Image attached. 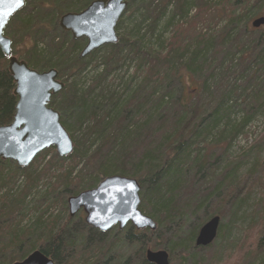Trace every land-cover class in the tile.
<instances>
[{
    "label": "trees",
    "instance_id": "trees-1",
    "mask_svg": "<svg viewBox=\"0 0 264 264\" xmlns=\"http://www.w3.org/2000/svg\"><path fill=\"white\" fill-rule=\"evenodd\" d=\"M91 1L29 0L5 29L13 43L18 38V44L23 45L30 67L38 71L55 68L60 76H71L59 93L64 97L54 102L59 94L54 95L50 106L61 112L75 149L66 157L55 153L54 147L44 150L34 161L47 160L40 174H25L23 184L19 173L28 172L27 168L16 167L21 171L8 174L4 183L0 180V264L22 261L38 249L56 264H154L147 260L148 249L166 250L171 264L177 260L196 264L197 253L215 244L197 247L198 227L183 232L190 221L197 214L204 216L201 225L206 217L221 218L222 210L210 209L213 202L231 203L232 216L242 204L241 200L234 201L239 180L233 172L251 156L242 151L232 157L227 152L230 141L243 131L245 118L228 129L226 124L219 141L207 143V138L218 123L229 118L225 108L232 107L230 100L235 93L253 88L264 103V30L249 26L251 20L264 16V0H158L157 4V0H128L117 25V43L104 45L85 57L77 41L53 39L49 47L39 49L40 35L59 30L64 13L79 12ZM29 2L32 10L27 13ZM138 2L152 17L148 32L171 7L163 29H170V36L164 38V31L160 33L157 47L145 43L146 34L140 29L133 35L135 30L132 33L123 28L126 14L134 13ZM100 51L119 58L124 52L135 55L138 63L133 78L140 74L135 87L133 78L120 93L113 89L93 96L94 87H79V76ZM8 63L0 51V126L13 122L18 102ZM194 81L196 88L192 87ZM214 91L220 93L218 100L211 97ZM203 95L208 96L212 109H205V103L200 102ZM68 120L72 124L68 125ZM227 137L229 145L219 156L228 157V169L215 182V170L209 172L213 168L209 153ZM259 137L264 139V130ZM251 149V155L255 154L256 146ZM82 161L85 164L79 167ZM12 163L0 159V170ZM88 165L94 169L92 173L87 172ZM113 174L139 181L140 208L156 221V230L128 226L100 232L87 227L82 219L79 224L69 217L62 221L49 208L25 220L27 198L38 190L40 177L55 178L44 192L37 191L44 204L65 205L69 196L94 188ZM9 175L16 176L12 186H8ZM207 184H213L209 193ZM262 225L264 219L249 225L254 240L252 249L242 255L241 264H264ZM223 226L220 223L218 235Z\"/></svg>",
    "mask_w": 264,
    "mask_h": 264
},
{
    "label": "water",
    "instance_id": "water-1",
    "mask_svg": "<svg viewBox=\"0 0 264 264\" xmlns=\"http://www.w3.org/2000/svg\"><path fill=\"white\" fill-rule=\"evenodd\" d=\"M26 0H0V51L9 59V71L15 81L18 97L16 113L11 124L0 126V159L11 160L21 168L29 167L44 150L54 147L60 157L73 153L75 142L61 121L60 113L50 106L53 95L65 87L55 68L38 71L13 54V42L5 34L10 20L25 6ZM128 6V0H93L79 12H66L60 27L71 32L74 39L86 38L81 51L85 57L94 50L117 43V25ZM256 29L264 26V16L252 21ZM123 191H119V190ZM141 185L135 178L113 174L103 178L91 189L68 197L70 216L84 210L85 222L100 232L115 226L125 228L129 223L136 229L156 230V221L141 208ZM221 218L211 217L199 229L197 247L210 246L217 238ZM154 264H171L166 250L146 252ZM14 264H56L40 249Z\"/></svg>",
    "mask_w": 264,
    "mask_h": 264
},
{
    "label": "rangeland",
    "instance_id": "rangeland-1",
    "mask_svg": "<svg viewBox=\"0 0 264 264\" xmlns=\"http://www.w3.org/2000/svg\"><path fill=\"white\" fill-rule=\"evenodd\" d=\"M26 1L28 2L29 0ZM157 2L158 0L155 1V4H157ZM218 2H220V0H218ZM31 4L32 3L29 2V6H28L29 10L28 9L26 10L27 13L28 11L32 10ZM136 7L137 8L135 9L134 13L130 15L129 13L126 14V21L123 24V28L126 31L128 30L132 33L133 30H135L134 31L135 33H133V35H137V28L140 29L141 34H146L144 40L145 43L149 46L157 47L158 43L156 39L160 33L164 31L163 32L164 38H168L170 36L171 33V31H169L170 29H165V30L163 29L165 27L167 15L170 16L169 11L171 7L169 11L166 13V16H163L162 20L158 23L155 29L151 30V32H148L147 26L150 23V18L152 17L148 12H145L146 11L145 6L143 4H140V2L136 3ZM219 12H222V10H220ZM252 21L253 20L249 22L250 28H253L251 26ZM14 23L15 22L11 24L12 28ZM58 26H59V30H57V28H54L53 31H50L47 34H42L37 38L38 42L40 43L39 49L49 47V44L52 42L53 39H55L56 42L58 41V39H61V41L63 40L65 43L77 41L79 45L82 44L80 47V51H82L85 44L87 43V39L86 38L74 39L71 32H66L60 27L59 22H58ZM261 28H262L261 30H264L263 27ZM7 36L10 37L11 39H14L8 34ZM17 37L19 36L17 35ZM14 42L15 43H13V49H14L13 54L15 53L14 55L18 59L25 60L27 53L26 51H24L25 49H22L23 45H20V43L18 44V38ZM90 62L91 64H89V67L86 68V71H83L81 76H79L78 82L80 83L82 81L81 82L82 84H79V87L82 89L84 87L87 89L94 87L95 89H93L94 90L93 96L105 94L106 92H108V90H113V89H115L116 92L120 93L123 87L126 86V84L129 82V80L133 78L135 74H137L136 66L138 61L136 60L135 55L129 54L128 52H124L119 58L118 56L113 54L108 55V51H100L98 54H96L93 57L92 60H90ZM139 76L140 74L136 75V77L132 79L133 80L132 87H135L136 82H138L137 80H135V78L138 77L139 80L140 79ZM70 77L71 76L59 75L58 78L65 83V80H69ZM65 87L63 88V90L65 89ZM192 87L196 88V81H194ZM63 90H61L59 93H61ZM59 93H57L56 95H58ZM60 95L61 94H59L58 97L56 96L54 102H58L59 99L64 97L63 95L62 96ZM257 95L258 94L255 93L253 88H248V87L242 89L240 93L239 92L235 93L230 100V104L232 105V107L229 106L225 108L227 110V116L229 118H226L225 120H222L220 123H218L214 127V130L211 131L209 137L207 138V143L208 142L210 143L213 140L219 141L220 133L222 132L226 124H227L226 128L228 129L234 126L235 124H238L245 118V126L243 128V131L240 132L235 139L230 141L231 142L230 145L228 142L229 137H227L226 139H222L218 145H215L214 147L212 146V149L209 154L212 155L211 162H213V168L210 169L209 172L211 170L212 172L215 170L214 179H213L215 180V182L221 180L224 174L226 173V170L228 169L227 167V164L229 162L228 157L227 156L223 157L222 155H221L222 157L219 156L221 152H223V149L228 147V145L229 148L227 153H229L230 156L238 157L241 155L243 151L246 155L248 154L247 156H251V157L247 158L245 161L241 163V165L238 168V171L233 172L234 176L237 177V179L239 180V184L237 187L238 191H236L234 194L235 195L234 201L236 202L238 200L242 201L241 206L238 209H236L235 214L233 216L231 215L232 205H229L231 203L217 205L216 202H213V204L211 205L210 207L211 210H215L216 212L218 210L223 211V212L221 211L220 213L221 216L220 223L221 225H225V227L223 226L218 237L214 240L213 243L215 244V246L197 253L198 259L196 261L197 262L196 264H201L200 262H202L203 264H241L242 255L252 249L251 244H253L252 242L254 240V237H252V234L248 230L249 225L255 223L257 220L264 219V139L259 137L260 133L263 132L264 130V103L263 101L258 100ZM211 97L213 100H218L220 97V93L219 92L216 93L214 91ZM206 98H208V96L203 95V97L200 98V102L205 103V106L207 107L205 109L208 108L212 109L213 107L209 105V101H208L209 99ZM58 112L61 115V112L60 111ZM69 120L67 121L68 125L72 124V121ZM66 129L70 131L68 128ZM225 135H227V133H225ZM253 146H256V150H255V154L251 155V150H252L251 147ZM216 158H219L218 162ZM34 161L29 167H27L28 172H24V173L21 172V174L19 173L20 183L27 179L25 174L27 176L39 175L42 169V163H44L47 160L41 161L39 159L36 162ZM84 164L85 162L82 161L79 167L83 166ZM16 167H19L16 162L12 163L10 166L4 165L1 167L0 180L3 181V182L1 181L2 183L5 182L8 174L14 175L17 173V170L19 169ZM93 170L94 169L92 167H90L89 165L87 166V172L92 173ZM55 172L56 170H54V173ZM11 175H9L10 183L8 184V186L13 185L12 181L16 177ZM50 181L54 182L55 178L49 180V177H43V176L40 177L39 178L40 186L37 191L43 190L44 192L46 190V185ZM21 184H23V182ZM227 184L228 182H226V185ZM212 186L213 184H207V187L205 189L207 193H209ZM37 191L33 190L32 194L27 198L26 201L27 206H26V210L24 211L26 214V218H25L26 221L31 220L37 215H40L42 212H44L45 209L49 208V212H52V215L55 217L56 216L61 217L62 221H64L65 219L64 217H69L77 224H79L81 219L82 222L85 223L84 219L86 214L82 210H80L74 217H71L68 202H66L65 205H63L61 202H58L56 205H52L54 203L49 204V202H46V204H44L45 200H43L40 197V195L37 194ZM140 207H142V196H141ZM141 210L145 214H147L142 208ZM203 217H204L203 215L197 214L193 218V220L190 221L189 226L186 227L185 230L183 231L184 234L190 230H193L196 226L198 227V229H200L202 225L199 224V222L200 219ZM207 220H208L207 217L204 218L202 224L205 223ZM85 225L87 227L92 228L86 223ZM261 227H264V225H262ZM114 228L118 229V226ZM114 228H112L111 230H113ZM121 252L123 251L120 250V253ZM173 264H192V262L190 261L179 262V260H177Z\"/></svg>",
    "mask_w": 264,
    "mask_h": 264
},
{
    "label": "flooded vegetation",
    "instance_id": "flooded-vegetation-1",
    "mask_svg": "<svg viewBox=\"0 0 264 264\" xmlns=\"http://www.w3.org/2000/svg\"><path fill=\"white\" fill-rule=\"evenodd\" d=\"M83 212H84V210H82ZM85 213V212H84ZM85 220V219H84ZM86 223V222H85ZM128 226H132V224H128L125 228H127ZM116 227V226H115ZM93 228V227H92ZM118 228H119V226H118ZM97 230V229H96ZM99 231V230H98Z\"/></svg>",
    "mask_w": 264,
    "mask_h": 264
},
{
    "label": "snow or ice",
    "instance_id": "snow-or-ice-1",
    "mask_svg": "<svg viewBox=\"0 0 264 264\" xmlns=\"http://www.w3.org/2000/svg\"><path fill=\"white\" fill-rule=\"evenodd\" d=\"M20 2L22 3V0H20ZM119 191H123V190L121 189V190H119Z\"/></svg>",
    "mask_w": 264,
    "mask_h": 264
}]
</instances>
